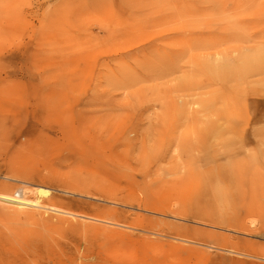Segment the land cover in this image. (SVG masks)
<instances>
[{
  "label": "rangeland",
  "instance_id": "rangeland-1",
  "mask_svg": "<svg viewBox=\"0 0 264 264\" xmlns=\"http://www.w3.org/2000/svg\"><path fill=\"white\" fill-rule=\"evenodd\" d=\"M93 1L0 0V264H264V0Z\"/></svg>",
  "mask_w": 264,
  "mask_h": 264
},
{
  "label": "bare ground",
  "instance_id": "bare-ground-1",
  "mask_svg": "<svg viewBox=\"0 0 264 264\" xmlns=\"http://www.w3.org/2000/svg\"><path fill=\"white\" fill-rule=\"evenodd\" d=\"M106 1L107 0H94L90 7L86 6L83 9H89L88 11H90V10H94V9H98V8H106L107 7V5L105 3ZM122 3L124 5L125 10H129L130 8H132V6L128 2V0H124V2H122ZM134 6H136V5H134ZM88 11L78 10V11H76L74 17L76 19H79ZM66 21H67L66 24L69 27V23L71 20H66ZM63 27L64 26H62L61 28H63ZM101 30H103L107 34H111L113 37H116V38L122 37L124 39L130 40V39L136 37L135 35L126 37L124 31H120L117 33H111V30L109 28H101ZM259 56L260 55H256L257 60L255 59V55L254 56H246L245 62L243 60L242 66H239L238 68H240L242 70L246 69V71H248L252 68H261L262 63L256 64V66L252 67L253 64H255V61L259 62L262 59V58H258ZM233 65H235V64H233ZM232 70H237V67H233ZM50 194H51V191L49 188H46L43 186H37L35 199L26 198L23 194H22V196H19V194H17V195L0 194V199L15 203L16 206H14L13 210L16 211V213H23L26 216H28L30 219H32V218L33 219H39V217H37L38 215H35L34 212L30 210L29 206H39L40 202H41V198L49 197Z\"/></svg>",
  "mask_w": 264,
  "mask_h": 264
}]
</instances>
